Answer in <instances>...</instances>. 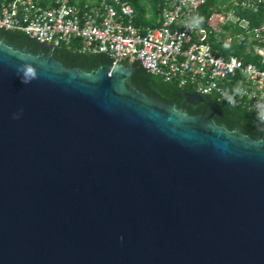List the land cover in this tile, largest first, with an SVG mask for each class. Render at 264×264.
<instances>
[{
	"label": "water",
	"instance_id": "95a60500",
	"mask_svg": "<svg viewBox=\"0 0 264 264\" xmlns=\"http://www.w3.org/2000/svg\"><path fill=\"white\" fill-rule=\"evenodd\" d=\"M211 114L0 29V264H264V137Z\"/></svg>",
	"mask_w": 264,
	"mask_h": 264
},
{
	"label": "built area",
	"instance_id": "2783aa9c",
	"mask_svg": "<svg viewBox=\"0 0 264 264\" xmlns=\"http://www.w3.org/2000/svg\"><path fill=\"white\" fill-rule=\"evenodd\" d=\"M205 0H171L158 24L133 23L121 0H0V29L17 31L38 44L81 53L103 54L118 63L136 64L163 81L174 80L201 97L245 108L264 122V0H238L237 11L260 18L256 24L229 10L201 27ZM212 44L244 47L253 62L211 49Z\"/></svg>",
	"mask_w": 264,
	"mask_h": 264
},
{
	"label": "trees",
	"instance_id": "16d2710c",
	"mask_svg": "<svg viewBox=\"0 0 264 264\" xmlns=\"http://www.w3.org/2000/svg\"><path fill=\"white\" fill-rule=\"evenodd\" d=\"M126 2L133 11V23L142 27H154L158 24L160 10L165 2L171 0H121ZM238 0H205L204 5L200 8L201 13V27L210 28L212 24L210 21L214 17H223L229 10H232L236 15L244 17L251 21V24H256L260 18L252 16L248 12L237 11L234 6V2ZM76 6L80 9L83 4V0H76ZM13 35H17L26 38L23 34L17 31H6ZM28 39V38H27ZM32 41V40H31ZM34 42V41H33ZM76 42H72L70 48L60 50L65 53L78 54L90 56L94 54L81 53L76 46ZM211 49L219 52L224 56L232 55L240 58L244 63L253 62V58L244 52V47L230 45L228 47H222L220 44H212ZM126 65V63H122ZM133 67H137L136 64H132ZM140 68V67H138ZM157 77V76H155ZM159 78V77H157ZM160 79V78H159ZM162 80V79H160ZM163 81V80H162ZM168 82H175L174 80ZM186 92H194L191 88L181 86ZM206 99L210 106L215 111V114H211L212 122L219 127H222L228 131H234L237 134L245 135L252 140H258L262 136L264 137V122L260 123L254 119L253 115L245 108L226 106L223 103H219L212 97H202ZM204 112V115H208L209 111L204 107V103H200Z\"/></svg>",
	"mask_w": 264,
	"mask_h": 264
}]
</instances>
